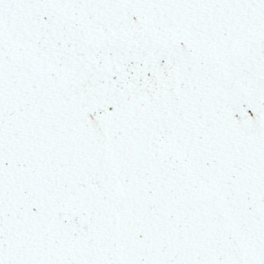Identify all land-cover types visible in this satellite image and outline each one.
I'll return each instance as SVG.
<instances>
[{"label":"snow or ice","instance_id":"1","mask_svg":"<svg viewBox=\"0 0 264 264\" xmlns=\"http://www.w3.org/2000/svg\"><path fill=\"white\" fill-rule=\"evenodd\" d=\"M0 264H264V0H0Z\"/></svg>","mask_w":264,"mask_h":264}]
</instances>
